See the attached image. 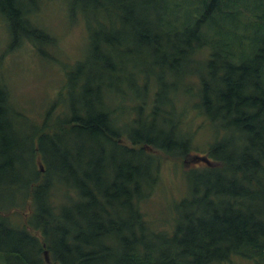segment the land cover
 Masks as SVG:
<instances>
[{
    "label": "trees",
    "instance_id": "trees-1",
    "mask_svg": "<svg viewBox=\"0 0 264 264\" xmlns=\"http://www.w3.org/2000/svg\"><path fill=\"white\" fill-rule=\"evenodd\" d=\"M38 1L0 0L6 52L23 40L37 50V40L53 42L30 20ZM67 3L70 13H89L86 25L101 29L88 28L89 74L81 66L66 71L70 82L86 78L92 87L84 97L95 99L78 105V97L59 98L65 115L33 124L21 137L17 123L25 117L0 79V202L8 203L0 206V264H264V0ZM116 24L123 30L110 38L106 25ZM129 37L138 55L151 57L150 69L160 70L161 86L189 77L191 100L181 110L174 98L160 101L149 80L140 86L141 100L120 93V76L139 85L136 65L116 60L117 50L133 53L119 42L125 46ZM195 58L205 73L182 69ZM191 108L205 128L219 130L204 154L215 165L184 172L186 193L164 229L144 208L162 155L195 148L184 128Z\"/></svg>",
    "mask_w": 264,
    "mask_h": 264
},
{
    "label": "rangeland",
    "instance_id": "rangeland-1",
    "mask_svg": "<svg viewBox=\"0 0 264 264\" xmlns=\"http://www.w3.org/2000/svg\"><path fill=\"white\" fill-rule=\"evenodd\" d=\"M36 8V14L30 17L31 22L43 28L53 40L51 44L47 43L48 45L45 41L37 40L38 50L30 41L23 40L18 48L6 52L8 45L7 30L4 20L0 17V79L7 84L10 90L13 107L22 115L23 119L25 117V120L17 123V130H19L21 137L31 135L33 124L41 126L45 120L50 123L56 118L65 115L63 102H59V98L62 99L63 97L64 100L69 102L70 98L76 99L78 97V105L81 102L83 103L82 105L88 104L89 100L95 99L94 94L84 97L85 90L92 87L85 83L86 78L82 77L70 82L66 79V71H70L69 69L75 71L81 66L83 75L89 74V63L93 59L91 58L88 28L94 29V32H100L101 29L95 26L93 22H90L88 26L86 25L84 20L90 18L89 13H83L79 8L72 10V13H70L67 0L38 1ZM73 16L76 18L75 20H73ZM104 17L107 18L108 15H104ZM111 18L109 15L108 20ZM106 27L110 38H118L117 32L123 30V27L119 24L113 27L106 25ZM114 28H116V31H114ZM119 42H121L123 48H127L126 51L133 53L121 54L120 50L119 52L117 50L116 60L120 61L129 58L128 65H131V67H133V64L136 65V80L137 84H139L137 88L136 86H131V83L124 76H120L119 89L117 85L120 93H128L131 100L138 101L141 98V84L144 85L149 80V88L152 92L155 89V96L160 93V101L164 97L166 99L174 98L179 103V110L184 107L185 100L190 102L191 96L188 95V84L186 85L189 77L186 74H183L182 78L179 75L175 79L170 75L171 82L174 81V88L161 86L159 84L160 70L158 68L150 69L153 64L151 57L144 54L138 55L136 43L131 37L125 42V46L122 41ZM123 48L120 47L121 50ZM125 49L122 50V53L125 52ZM200 60V58H195L193 62H184L181 67L185 71L195 72L198 70L203 74L205 72L202 69ZM144 72L145 74H143ZM124 79L126 81H123ZM63 87L67 89L65 93L63 92V96L59 97ZM56 100L57 104L52 110L50 107ZM131 100L127 103H132ZM191 106L192 104H189V107ZM119 108L121 110L120 116L125 118L127 115L122 110V104H119ZM192 109L194 108L187 109L185 124L188 123V126H184L185 130H189L190 135L193 136L191 146L195 147L188 154L204 155L209 146L215 143L213 138L214 131L217 133L219 130H215L214 126L205 128L206 119ZM164 110L166 114L170 113L168 109L164 108ZM133 117L134 114L130 118ZM157 123L164 126V124H161V120L157 121ZM123 138V143L129 146L130 144L127 142L126 137ZM184 157V154L182 156L177 154L173 156L162 155L163 164L161 165L157 188L148 199L144 208L148 219L153 220L158 227L164 229H167L169 222L172 220L171 208L173 203L181 199L186 193L185 180L182 178L184 172L195 166L200 167L203 164L190 163L184 166ZM35 165L37 169L42 166L38 157L35 158ZM7 204L6 200L0 202V206L4 208ZM11 264L15 263L12 262Z\"/></svg>",
    "mask_w": 264,
    "mask_h": 264
},
{
    "label": "water",
    "instance_id": "water-1",
    "mask_svg": "<svg viewBox=\"0 0 264 264\" xmlns=\"http://www.w3.org/2000/svg\"><path fill=\"white\" fill-rule=\"evenodd\" d=\"M190 163L197 164V163H203L209 167L214 166L215 164L209 160V158L206 155H198V154H187L184 157L183 165L187 166ZM41 171H43V167L40 166ZM47 253L45 252V255Z\"/></svg>",
    "mask_w": 264,
    "mask_h": 264
}]
</instances>
